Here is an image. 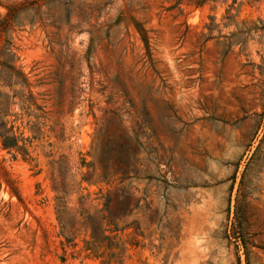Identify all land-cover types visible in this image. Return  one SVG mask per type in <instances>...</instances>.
Masks as SVG:
<instances>
[{"label": "rangeland", "instance_id": "rangeland-1", "mask_svg": "<svg viewBox=\"0 0 264 264\" xmlns=\"http://www.w3.org/2000/svg\"><path fill=\"white\" fill-rule=\"evenodd\" d=\"M8 8L41 108L10 106L0 264H264V0Z\"/></svg>", "mask_w": 264, "mask_h": 264}, {"label": "trees", "instance_id": "trees-1", "mask_svg": "<svg viewBox=\"0 0 264 264\" xmlns=\"http://www.w3.org/2000/svg\"><path fill=\"white\" fill-rule=\"evenodd\" d=\"M181 0H177V4H180ZM202 2H197L196 5H201ZM11 8H8L6 14L0 18V145L3 149L10 151L11 149L21 153L22 155L27 154V149L25 147L24 140L25 137L22 136V132L19 131L20 127H24V122L22 120V113L24 111L27 115L31 114L28 109L31 106L35 108H41L36 103V97L31 90V84L28 81L25 73L22 71L21 67L17 65V56L14 51L15 46L9 35L8 27L10 26L11 19ZM17 104L19 110L10 112V106ZM12 116L13 118H8ZM19 121V124H15ZM30 120L25 121V125ZM102 209V208H101ZM104 209H106L109 214L108 200L104 202ZM95 219L93 216L89 217V221L85 222V226L92 229L91 222ZM98 229L102 232L105 228H102L104 222L110 223L112 221L109 216L102 214L100 220H97ZM90 237L94 241L102 242L104 237L107 235L103 234L102 238H97L92 230L90 232Z\"/></svg>", "mask_w": 264, "mask_h": 264}]
</instances>
